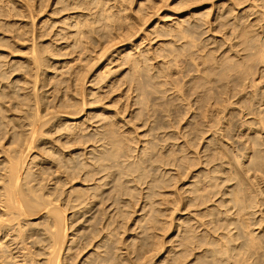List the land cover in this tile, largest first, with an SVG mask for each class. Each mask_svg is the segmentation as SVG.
Instances as JSON below:
<instances>
[{
	"label": "rangeland",
	"instance_id": "374dc122",
	"mask_svg": "<svg viewBox=\"0 0 264 264\" xmlns=\"http://www.w3.org/2000/svg\"><path fill=\"white\" fill-rule=\"evenodd\" d=\"M182 2L0 0V188L66 208L64 264H264V0ZM1 205L2 264L46 259Z\"/></svg>",
	"mask_w": 264,
	"mask_h": 264
},
{
	"label": "bare ground",
	"instance_id": "6f19581e",
	"mask_svg": "<svg viewBox=\"0 0 264 264\" xmlns=\"http://www.w3.org/2000/svg\"><path fill=\"white\" fill-rule=\"evenodd\" d=\"M149 1V0H148ZM160 3L161 1L163 0H159ZM187 1V0H186ZM158 2V1H157ZM183 2H185V0H183ZM182 2V3H183ZM191 2V0H190ZM195 2V1H194ZM155 4V2H153ZM164 3V2H163ZM189 3V2H187ZM165 4V3H164ZM190 4V3H189ZM194 4V3H193ZM152 5V4H151ZM158 5V4H156ZM181 5V4H180ZM186 5V3L184 4ZM190 6V5H188ZM152 7V6H151ZM155 7V6H153ZM152 7V8H153ZM161 7V6H160ZM180 7V6H179ZM182 7V6H181ZM180 7V8H181ZM156 8V7H155ZM176 9H179V8H176ZM153 10V9H152ZM181 10V9H180ZM153 12V11H152ZM146 14V13H145ZM146 16V15H145ZM140 17V15H139ZM126 18V17H125ZM138 18V17H137ZM144 18V17H143ZM140 19V18H138ZM142 19V17H141ZM146 19V18H145ZM136 20V19H135ZM144 20V19H142ZM149 20V19H148ZM133 21V20H131ZM147 21V20H146ZM134 23V22H133ZM137 23V21L135 22ZM139 23V21H138ZM141 23V22H140ZM145 23V22H143ZM142 24V23H141ZM126 25V24H125ZM129 25V24H128ZM133 26V24H130ZM136 25V24H135ZM140 25V24H139ZM128 27V26H127ZM138 27V26H137ZM136 27V28H137ZM124 28V27H123ZM133 28V27H132ZM135 28V27H134ZM121 30V29H120ZM128 30V29H127ZM137 30V29H136ZM135 30V31H136ZM130 31V30H129ZM125 33V31H123ZM127 32V31H126ZM119 33V32H118ZM144 33V32H143ZM119 36V34H117ZM120 36L122 37V33H120ZM126 36V35H125ZM128 36V35H127ZM111 37V36H110ZM113 37V36H112ZM124 38V37H122ZM118 39V38H117ZM128 39V38H127ZM110 40V39H109ZM125 40V39H124ZM123 40V41H124ZM121 42V40H120ZM33 132V130H32ZM31 132V133H32ZM32 136H33V133H32ZM27 142V141H26ZM29 145V144H28ZM28 145H25V146H28ZM29 147V146H28ZM26 147V148H28ZM30 148V147H29ZM28 148V149H29ZM11 158V157H10ZM9 160V159H8ZM12 160V159H10ZM16 160V159H15ZM19 159L15 162H13V160L8 164L9 168L6 172V175L4 174V176H6V179L4 177L3 179V185L4 186H1L2 188H0V190H2V198L3 200L1 199L0 200V203H2L1 207L4 208V209H11L13 210L12 212V215L14 216L13 219L21 215L25 216V215H29V214H34L33 210L34 208H37L39 210H44L45 211V214L48 218H51L52 222H53V226H54V230L50 231V234H49V237H48V257L46 259H43L42 261H39L38 260V263L36 264H64V259L62 257V245L64 243V240H65V237H66V232H67V227H66V222H67V218H66V214H65V209L66 208H61L59 205L57 206L54 201H56V199L52 196H50L49 194L46 195L45 194H41V195H37L35 196L36 199L35 201V205H31L29 202H28V198L26 200V197L25 199L22 198V195L21 192V188L20 186L18 185V181H19V178L18 175L20 176V174L18 173V171L22 168L23 165H21V167L19 166L21 164V160H20V163H18ZM20 167V168H19ZM19 168V169H18ZM3 172V171H2ZM21 173V171H19ZM2 174V173H1ZM1 184V183H0ZM2 185V184H1ZM23 188V187H22ZM41 188V187H40ZM39 188V189H40ZM30 189H31V185H30ZM24 190V189H23ZM35 190V189H34ZM43 190V188H42ZM29 191V190H28ZM27 191V192H28ZM48 191V190H47ZM1 192V191H0ZM24 192V191H23ZM22 192V193H23ZM26 192V193H27ZM37 192V191H36ZM40 192L42 193V191L40 190ZM25 193V194H26ZM49 193V192H48ZM35 195V194H34ZM25 196V195H23ZM29 196V194L27 195ZM31 196V195H30ZM32 197V196H31ZM34 199V198H33ZM75 206V205H73ZM10 211V210H9ZM2 212H6V210H3ZM11 212V211H10ZM15 212V213H14ZM5 214V213H4ZM3 214V216H4ZM2 215V214H1ZM10 218H4L2 220H0V224H4V221L5 223L8 224ZM3 222V223H1ZM17 226L19 227V229L22 228V225H21V222L18 220L17 222ZM5 225V224H4ZM3 226V225H2ZM4 227V228H3ZM3 227H0V232L2 233V230L4 229L5 230V226ZM8 227V226H7ZM6 227V229H7ZM9 228V227H8ZM10 229V228H9ZM18 229V230H19ZM21 231V232H20ZM22 233V230H19V232L17 233V236L19 238H21V236L23 235ZM26 234V233H25ZM74 235H76V233H74ZM79 236H77L78 238ZM23 238V237H22ZM26 239V238H25ZM44 238L40 237V236H36L35 238V241L34 243L38 244V243H41L43 241ZM85 240V239H84ZM91 242V237L88 239V240H85L84 243L83 241H81L78 245H77V242H72L71 244V247H68L67 251L71 250L69 253H65L66 257L70 258L71 256H73V252H72V249L75 248V249H79V251H82L85 247H86V244L90 243ZM37 249V248H36ZM38 250V251H37ZM37 250H34L35 253L32 252H29V254L27 256H30V260H28L26 262V264H35V258L36 256H40L42 253H41V248L39 247ZM62 250V251H61ZM40 251V252H39ZM97 254H100V252H98ZM2 255V254H1ZM2 257V256H1ZM65 258V257H64ZM27 260V258H26ZM100 260H102V256L99 255L97 256L93 261H89L90 263L89 264H97V262H99ZM3 261H0V264H2ZM32 262V263H30Z\"/></svg>",
	"mask_w": 264,
	"mask_h": 264
}]
</instances>
